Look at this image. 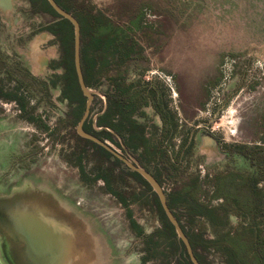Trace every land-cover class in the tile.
I'll use <instances>...</instances> for the list:
<instances>
[{
  "label": "rangeland",
  "instance_id": "374dc122",
  "mask_svg": "<svg viewBox=\"0 0 264 264\" xmlns=\"http://www.w3.org/2000/svg\"><path fill=\"white\" fill-rule=\"evenodd\" d=\"M78 2L102 11L139 44V52L109 75L155 93L166 125L152 102L134 117L151 142L165 132L163 143L177 166L160 169L157 179L166 194H176L180 222L197 228L178 193L198 179V193L215 203L210 193L226 190L223 173L231 159L221 147L264 145V0ZM1 3L0 88L22 96L25 112L0 97V264H30L34 253L25 251L16 228L23 214V222H43L57 238L59 264H181L180 241L166 238L152 191L69 124L72 104L59 94L62 49L47 30L56 15L34 10L30 0ZM89 89L94 123L106 106L107 81ZM106 141L140 165L120 139L119 145ZM240 169L235 165L229 175L235 183ZM230 223L236 225L233 218ZM154 233H160L152 238L157 247L150 249ZM201 235L218 233L208 228ZM197 251L203 264H225L212 248Z\"/></svg>",
  "mask_w": 264,
  "mask_h": 264
},
{
  "label": "trees",
  "instance_id": "16d2710c",
  "mask_svg": "<svg viewBox=\"0 0 264 264\" xmlns=\"http://www.w3.org/2000/svg\"><path fill=\"white\" fill-rule=\"evenodd\" d=\"M30 1L34 10H44L56 15V20L49 24L47 30L61 45L60 66L64 72L58 80H62L64 86L59 90V94L72 104L67 120L69 124L76 126L84 111L85 96L79 88L74 70L72 25L56 13L47 0ZM56 2L79 21L80 61L86 85L99 89L102 80L107 81V89L104 90L106 106L98 110L99 113H96L93 123L89 119L93 112V104H91L84 129L116 145L120 144V139L128 149L137 154L140 165L150 171L156 179L160 169L165 168L169 171L176 169L177 158L171 155L163 143L165 132H162L156 141L151 142L142 134L134 117V112L138 108L152 102L162 124L166 125L169 119L156 107L155 93L133 89V83L124 85L121 76L109 75L112 68L124 65L133 52H139L140 46L133 35L126 29L115 27L107 15L88 3L78 0H56ZM0 97L14 101L19 109L25 112L24 98L18 96L16 91L7 92L0 88ZM80 140L92 144L108 156H113L96 143L81 137ZM222 148L231 159L226 165L227 171L223 173L226 190L210 193L217 201L210 203L209 195L198 193L200 187L198 179H195L193 185L184 193H178L181 196L182 206L189 209V216L196 218L199 226L197 228L191 226L187 230L184 222H180L175 212V208L178 207L175 193L166 194L168 205L188 236L194 254L201 264L203 263L197 251L199 246L212 248L221 253L225 264H264V145L232 144L224 145ZM115 159L119 162L117 158ZM237 164L241 168L239 171L241 175L235 183L229 175L234 173L233 167ZM130 172L152 191L137 172L131 170ZM210 178L209 174L204 177V179ZM151 195L159 212L166 238H175L174 228L167 220L156 194L152 191ZM231 218L236 221V225L230 223ZM208 228L218 233L217 237L205 239L201 231ZM158 234L160 233H154L149 237L148 243H152L150 249L157 247L152 238ZM177 248L180 251L181 264H192L181 242L177 243Z\"/></svg>",
  "mask_w": 264,
  "mask_h": 264
},
{
  "label": "water",
  "instance_id": "95a60500",
  "mask_svg": "<svg viewBox=\"0 0 264 264\" xmlns=\"http://www.w3.org/2000/svg\"><path fill=\"white\" fill-rule=\"evenodd\" d=\"M2 0H0V6L2 5ZM51 8L62 18L67 19L73 28V64H74V70L77 78V82L79 85V88L85 96V104H84V111L77 122L76 125V133L78 134L79 137L87 139L93 143H96L97 145L101 146L104 148L106 151L111 153L113 156L116 158L120 159L131 171L137 172L151 187L152 191L156 194L157 199L159 201V204L167 218V220L171 223V225L174 228V231L176 233L177 238L179 241L183 244L185 251L188 255V258L192 264H201L196 255L194 254L192 245L189 241L188 236L182 229L179 221L177 220L176 216L174 215L173 211L170 209L168 202H167V197L166 193L164 192L162 186L160 185L159 181L156 179V177L147 169L143 168L140 166L138 163H136L134 160L131 158H128L121 153H118L116 149L108 143L106 140L101 139L100 137L94 135L91 132H88L84 129V122L88 118L90 114V108H91V103L94 98V93L89 89V87L86 85L84 76L82 73V68H81V61H80V24L78 19L69 11L64 9L62 6H60L56 0H47ZM25 214L21 216H18V224L16 228L21 229L23 231V238L22 242L26 244V248L24 247L25 251L28 252V250H32L34 255L30 253L28 255V261L30 264H47V262L40 260L39 259V251L35 246H32V243H29L28 237L26 236V233H30L33 231V228H38L40 230H46L47 231V225L44 224L43 222H40L38 220L32 219L29 217L27 219L28 223L23 222V217ZM48 232V231H47ZM49 237H50V246L54 248V256L52 258V261L50 264H59L61 259H62V248L58 244L57 238L52 234V232H48ZM31 258V259H30Z\"/></svg>",
  "mask_w": 264,
  "mask_h": 264
},
{
  "label": "bare ground",
  "instance_id": "6f19581e",
  "mask_svg": "<svg viewBox=\"0 0 264 264\" xmlns=\"http://www.w3.org/2000/svg\"><path fill=\"white\" fill-rule=\"evenodd\" d=\"M29 243L39 251V259L50 264L54 256V248L50 246V237L46 230L33 228V231L26 233Z\"/></svg>",
  "mask_w": 264,
  "mask_h": 264
},
{
  "label": "flooded vegetation",
  "instance_id": "af4514ba",
  "mask_svg": "<svg viewBox=\"0 0 264 264\" xmlns=\"http://www.w3.org/2000/svg\"><path fill=\"white\" fill-rule=\"evenodd\" d=\"M221 147V146H220ZM219 147V148H220ZM222 148V147H221ZM123 155V154H122ZM125 156V155H124ZM114 158H116L115 156H113ZM118 159V158H117ZM116 160V159H115ZM119 160V162H121V163H123L120 159H118ZM117 161V160H116ZM124 164V163H123ZM128 168V167H127ZM129 169V168H128ZM130 170V169H129Z\"/></svg>",
  "mask_w": 264,
  "mask_h": 264
}]
</instances>
